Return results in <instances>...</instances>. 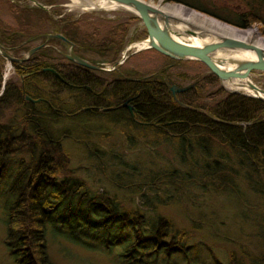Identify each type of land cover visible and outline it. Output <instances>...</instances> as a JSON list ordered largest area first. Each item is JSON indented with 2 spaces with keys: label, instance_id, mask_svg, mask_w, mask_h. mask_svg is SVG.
<instances>
[{
  "label": "trees",
  "instance_id": "trees-1",
  "mask_svg": "<svg viewBox=\"0 0 264 264\" xmlns=\"http://www.w3.org/2000/svg\"><path fill=\"white\" fill-rule=\"evenodd\" d=\"M6 1L15 25L12 29L0 26L4 51L24 50L28 45L24 39L32 35L30 30L43 31L47 25L76 51L106 61L116 59L124 45L126 23L113 24L104 37L90 41L71 17L53 21L44 9L19 7L18 0ZM43 1L52 6L57 0ZM184 1L169 0L238 29L257 24L259 35L264 37V0H255L260 10L252 7L242 14L218 13ZM53 11L57 13L56 7ZM59 42L54 39L48 44ZM51 52L49 48L39 49L37 58L34 55L26 62H37V90L26 88L25 92L43 101H19L15 91L6 88L3 94L5 101H18L20 112L19 119L8 126L0 125V179L14 158V174L0 204L3 245L13 264H53L48 253L51 246L59 253L62 246L115 253L120 264H176L177 260L198 264L200 255L220 264L213 249L223 248L226 264H264L260 246H249L236 236L211 242L221 237L214 231L225 225L222 221L214 225L209 211L212 190L219 196L230 194L237 207L246 211L253 236L264 238V102L220 88L207 90L218 84L207 71L191 78L171 72L174 66L200 64L196 61L163 57L166 64L137 82H99L92 80V72L59 55L52 62ZM46 67L66 84L40 71ZM187 79L193 87L176 94L175 102L167 86L189 85L182 84ZM6 93L11 97L7 99ZM128 97H134L130 102L133 120L123 109L101 113L95 108L116 106ZM86 107L93 109L83 111ZM100 119L119 126L125 145L129 144L123 149L137 150L153 161L151 166L159 164L161 168L155 165V173L145 169L137 176H109L117 173L114 168L131 169L118 153L105 160L117 159V163H108L107 174L103 172L104 148L108 154L112 146L98 144L106 139L101 134L105 127L92 126L91 122ZM88 139L94 141L90 144ZM61 141L74 144L72 157L80 155L95 162L93 171H99L100 176L77 175L84 169L88 173L89 163L70 172V153ZM172 205L181 210V220L172 218L168 211Z\"/></svg>",
  "mask_w": 264,
  "mask_h": 264
},
{
  "label": "rangeland",
  "instance_id": "rangeland-1",
  "mask_svg": "<svg viewBox=\"0 0 264 264\" xmlns=\"http://www.w3.org/2000/svg\"><path fill=\"white\" fill-rule=\"evenodd\" d=\"M35 2L39 3L40 5L44 6V10L46 12H49L50 18H52L53 21H57L59 18L64 17H71L74 19L78 26L92 41L93 39H97L99 37H104L103 35L108 30L110 26L113 24L122 22L126 23V32L124 36V45L122 46L120 52L118 53L117 58H120L123 54V51L128 47V45H131L133 43H136L138 41H141L145 38L144 29L142 26L141 21L139 18L132 12L127 11L123 8H115L110 10H93V11H86L83 10V8L74 6L72 0H57L56 3H54L52 6L47 5L44 3L43 0H34ZM146 2H150L152 4L158 3V1H161L163 3H175V2H169L165 0H141ZM184 1V0H183ZM187 2L192 3H198L201 4L203 7L209 8L212 11L218 12L219 10H225L229 11L231 14H242L246 11L250 10V8L254 7L255 10L259 9L257 7V3L255 0H185ZM184 1V2H185ZM202 2V3H201ZM19 7H35L32 2L29 0H18L16 2ZM15 4V3H14ZM182 5L181 3H179ZM9 4L6 0H0V26L5 28H14L15 25V18L12 13L9 11ZM52 7V8H51ZM53 7H56L57 13H54ZM260 10V9H259ZM195 11V10H194ZM220 13V12H218ZM208 17V16H206ZM211 18V17H209ZM213 19V18H212ZM57 23V22H55ZM37 27V24L36 26ZM46 30H30L32 35H29L28 38H25L24 41L28 42L31 38L37 36V38L32 39L34 42H28V45H24V49L28 50V48L32 47L36 43L39 44L42 42V38L44 34H53V26H46ZM249 28H255L257 33L259 34V25L253 24ZM248 29V28H247ZM244 30V29H243ZM30 33V34H31ZM57 34V33H54ZM264 38V37H263ZM28 39V40H27ZM40 39V40H39ZM48 44V42H46ZM137 44L131 45V48L127 51L126 49V55H128L133 50L137 49ZM56 49L60 50V53H65V49L67 46H64V50L61 45H56ZM227 53V52H226ZM90 60H94L97 62H103L105 64H110L111 61H106L105 59H102V57H99L94 54L89 55ZM1 59V58H0ZM113 61V60H112ZM165 58H163L161 55L157 54L156 52L152 50H141L137 53L130 54L127 59L121 64L118 68L122 72H131L132 77H140L145 76L147 74H151L153 72H156L163 64H166ZM209 72L202 64H194V63H186L183 65L174 66L171 69L172 74L175 73H183L184 75H187L188 78H191L192 76L196 74H205ZM11 73V68H9V64L6 63L4 60H0V99L3 98V94L5 92V88L8 91H14L12 89V86L9 88V80L10 85H13L16 87L18 85L16 82V79H9ZM4 74L6 75L4 80L2 79ZM250 81L254 86H256L259 89H264V73L252 71L249 73ZM111 77H107V80L109 81ZM4 82V83H3ZM240 83V81H233ZM190 80H186L182 82V84H190ZM216 88H220L219 84L209 86L207 87V90H216ZM221 89V88H220ZM225 92L224 89H221ZM227 93V92H225ZM7 94V99L11 97L9 93ZM237 95L243 96V97H250V95H247L243 91H237ZM5 101V98H3ZM2 99V100H3ZM0 101V125L1 126H8L12 123L13 120L19 119L20 112L17 111L19 109L18 101L16 100H6L5 102ZM92 126H99L102 125L105 128H103L101 134L104 135V138H106L104 141L98 142L99 146H112L111 151L107 154V148H104V154L103 160L101 163V170L103 172H107V165L108 163L115 164V161L117 163V159L115 161L107 162L105 160L110 161V158H114L111 156H115L116 154H122V160L126 162L128 165H130L131 169H128L127 166L126 169H120L114 168V172H117L116 174L111 173L109 176H126L125 174H131L130 176H137L138 173H141L143 171H146L145 169H149V172L155 173V165L158 168H161L159 164H155L151 166L153 161L147 160L141 152L137 150H125L122 147H127L125 142L123 140L122 135L118 131L120 128L119 126H112L110 122L104 121V120H94L91 122ZM108 139V140H107ZM90 144L93 140L88 139ZM64 145V148L69 151L70 153V168L75 167H82V165H85V163H89L88 170H90L88 173H86V170H79L77 171L78 176H100V172L93 171L95 168V162L93 161H85L82 159L80 155H74V144L71 141H61ZM159 154L167 161L169 159L168 156H164L159 151ZM121 156V155H120ZM79 159V160H78ZM169 161V160H168ZM14 163V158L10 160V168L9 170L4 174V176H1L0 179V204L4 201L5 197V190L7 189V184L11 182L12 176L14 174V168L12 164ZM161 163V162H159ZM150 165L152 168H145L147 165ZM69 168V169H70ZM119 172H125V173H119ZM107 174V173H106ZM148 174V173H145ZM103 175V173H102ZM101 175V176H102ZM108 188V187H107ZM211 196L209 201V211L212 214L211 222L214 225H218L220 221L224 223L223 229H218L214 231L215 234L220 233V238L213 240L211 239V242H220L222 241V238L225 237H232L236 236L239 240H242L244 242H247L249 246L257 248V246H260L259 248L262 249L264 252V238H257L253 236L252 233V225L251 222H248L246 219V211L243 208L237 207L235 200H233L232 196L230 194L224 193L221 196L215 194V191H211ZM170 206V205H168ZM170 210H168L172 214L173 219H182L181 216V210L175 206L172 205ZM166 209V207H165ZM164 210V209H161ZM167 210V209H166ZM197 213V212H196ZM243 214V215H242ZM196 215V214H195ZM199 216L200 214L197 213ZM219 221V222H218ZM218 232V233H217ZM5 237V231L4 227L1 223V214H0V264H13L10 260V258L6 255L5 247L3 245V240ZM56 246H51L49 248V258L50 261L53 264H120V262L116 259L115 253H100V252H86L81 251L78 248H68L62 246V253H59ZM253 252V251H250ZM193 253V252H190ZM213 255L215 259L220 264H226V255L224 253L223 248L213 249ZM62 254V255H61ZM201 254V253H200ZM199 254V255H200ZM69 256V257H68ZM177 256L174 257V260L176 262ZM201 260V261H200ZM201 262V264H212V261L210 262L207 255H200L198 257V264ZM176 264H181V261L177 260Z\"/></svg>",
  "mask_w": 264,
  "mask_h": 264
},
{
  "label": "water",
  "instance_id": "water-1",
  "mask_svg": "<svg viewBox=\"0 0 264 264\" xmlns=\"http://www.w3.org/2000/svg\"><path fill=\"white\" fill-rule=\"evenodd\" d=\"M35 7L43 9V6L38 4L37 2L30 0ZM110 3H114L118 6L128 7L135 12V15L139 18L142 23L145 38L136 43L143 42L146 44L145 49H135L130 52L128 55L137 53L141 50H152L157 54L168 58L173 61H196L202 64L215 78L219 84L221 89H224L225 92L229 94H234L237 91L228 90L223 86L224 82L233 83L232 81H240L238 85L234 83L233 85L239 87H246L253 94L251 96L254 99H257L261 102H264V89H259L252 84L250 81L249 73L252 71H257L264 73V53L260 49L251 48L246 44H243L239 41H235L228 38H219L214 42L204 43L199 46H194L187 42H181L177 40V37H184L186 39L197 38L201 40L204 38L202 33L199 30H193L189 25L183 23L178 19H174L171 17L162 14L159 10L153 8L152 6L143 3L141 0H102ZM167 5H173L182 7L185 11L193 12L197 15L205 16L199 12L194 11L193 9L186 7L184 5H180L179 3H163ZM93 11V9L89 10ZM214 19V18H213ZM216 20V19H215ZM182 23V28H176L177 23ZM223 23V22H222ZM225 24V23H224ZM181 37V38H182ZM44 42L37 46V49L45 44L46 41L50 39H57L65 44H67V54H64L63 57L73 64H76L80 67L90 69V70H101L100 67L94 66L91 63L79 58L72 52L73 44L69 43L63 36L60 34H45ZM133 43L132 45L136 44ZM232 49H248L254 52L255 58L253 60H243L239 58H234L230 55L217 56L215 54L219 50H232ZM33 50L29 51L28 54L32 53ZM128 55H126V49L123 51L122 56L118 60L117 63H121ZM0 58L7 63H18L22 61V59H16L7 54L4 50H2L0 46ZM225 65H231L232 68L227 69ZM41 72H48L52 74L59 82L65 83L58 74L50 68H42ZM66 84V83H65ZM193 87V84H189L186 86H176L170 85L167 86L168 91L170 92L171 97L175 102V95L182 93ZM83 89L88 90L89 88L83 86ZM134 99V97L126 98L122 101L120 107H125L130 117L133 116V108L127 103ZM25 101H28L32 104L39 103L43 101L42 99H30L29 97H24ZM87 108H83V111H88ZM113 108H100L99 112H107L111 111ZM168 124V123H167ZM166 124V125H167ZM77 168H73L69 171L75 170Z\"/></svg>",
  "mask_w": 264,
  "mask_h": 264
},
{
  "label": "bare ground",
  "instance_id": "bare-ground-1",
  "mask_svg": "<svg viewBox=\"0 0 264 264\" xmlns=\"http://www.w3.org/2000/svg\"><path fill=\"white\" fill-rule=\"evenodd\" d=\"M74 6L83 8V10L89 11L91 9L93 10H110L115 8H123L127 11H130L135 14V12L128 8L123 6H118L114 3H110L107 1L102 0H72ZM145 3L144 1H142ZM145 4H148L152 6L153 8L159 10L162 14H165L168 17L178 19L182 21L183 23H186L189 25L193 30H199L203 34L201 40L197 38H184V37H177V40L181 42H187L194 46H199L204 43H210L214 42L219 38H228L235 41H239L243 44H246L247 46H250L251 48L260 49L264 53V38L261 37L255 28H248V29H238L236 27L224 24L218 20L200 16L193 12L185 11L182 7L173 6V5H167L162 4L161 1H158L156 4H152L149 1ZM183 24L177 23L176 28H182ZM146 44L143 42H140L137 44V49H145ZM227 52V53H226ZM215 54L217 56H224V55H230L234 58H239L243 60H253L255 58L254 52L248 49H232V50H219ZM225 68L230 69L232 68L231 65H225ZM233 82V81H232ZM236 82L229 83L224 82L223 86L228 90H235V91H243L247 95L253 96L252 92L248 90L246 87H239L233 85ZM239 83H236L238 85Z\"/></svg>",
  "mask_w": 264,
  "mask_h": 264
},
{
  "label": "flooded vegetation",
  "instance_id": "flooded-vegetation-1",
  "mask_svg": "<svg viewBox=\"0 0 264 264\" xmlns=\"http://www.w3.org/2000/svg\"><path fill=\"white\" fill-rule=\"evenodd\" d=\"M165 1H169V0H165ZM34 6H35V4H34ZM35 8H37V7H35ZM44 35H43V38H42V42H40L39 44L36 43L32 47L28 48V50H25L24 49V50L19 51L18 53H15L13 50H10V49L8 51H5V52H7V54L9 56H11L13 58L22 59V61H20L18 63H8L9 64V68H11V73H10L9 79H16V81H17L16 83L18 84V85H16V87L13 86V85H10V82L11 81L9 80L8 87L10 88L12 86V89L17 94L16 97H18V100L19 101L28 102V101H25L24 100V97L25 96L29 97L28 94H26V92H25V89L26 88L30 92H34V89L33 88H35L37 90V62L33 63L32 65H30L29 63H26V62H28V60L30 58H33V56L37 54V50L42 49V48H49V49L52 50V52L49 55L51 57V59H52V62H56L58 60L57 59L58 58V55L60 57H62L66 62H68L63 57L64 54H67V48L64 51L65 53H60V50H58V48L56 49L55 44H53V45L46 44V42H49V41L54 40V39H50V40L46 41L44 45H42L41 47H39L37 49V46L41 45L44 42V40H45ZM34 38H37V36L31 38L30 41H28V42H34L32 40ZM23 43H25V41ZM56 45H61L62 48H63V50H64V46L65 47L67 46V44H65V43H63L61 41L59 43H57ZM126 49L128 51L129 49H132V48H131L130 45H128V47ZM31 50H33L32 53L28 54V52L31 51ZM72 52L76 56H78L79 58H81V59H83V60L91 63L94 66H98V67L101 68V70H90V69H86V68L81 67V68H83V69H85L87 71L92 72V73H90L92 75V80H98L100 82V80H104V79H107V77L108 78L111 77V79H110L111 81H123V82H126V83H133V82H137V81L145 78V76L144 77H139V78L138 77H132L131 76V72H127L126 71L124 73V72L120 71V69L118 67L121 64H123V62L125 61V59H127L129 57V55L121 63H117L120 58H116L113 61H111L110 64H105L103 62H97V61H94V60H90V57H89L90 54L88 52H83L82 53L78 49L76 51L74 49V47H72ZM35 58H37V55H36ZM24 63L26 65H23ZM69 63H71V62H69ZM74 65H76V64H74ZM46 68H50V67H46ZM50 69H52V68H50ZM43 73H45V72H43ZM82 89H83V86H82ZM84 90H86V89H84ZM87 91L91 92L90 89H88ZM29 98L30 99H33V100L37 99V97L36 98L29 97ZM128 98H130V97H128ZM132 100H130L127 103V105H130V102ZM122 101L118 105H116V106H110V107H105V108H113V110H111V111H114L116 109H123V110H125L127 112V109L125 107H120ZM28 103H30V102H28ZM30 104H32V103H30ZM34 104H36V103H34ZM88 108H89L88 111H92V109H93V107H88ZM95 108L97 109V111L100 109L99 107H95ZM17 110H19V109H17ZM107 112H110V111H107ZM127 114H128V112H127ZM128 116H129V114H128ZM129 118L131 120H133V116L132 117L129 116Z\"/></svg>",
  "mask_w": 264,
  "mask_h": 264
}]
</instances>
